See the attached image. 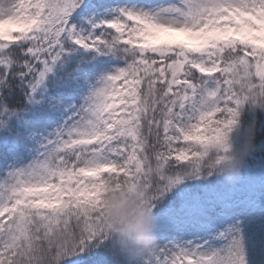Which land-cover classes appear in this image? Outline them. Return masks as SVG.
Listing matches in <instances>:
<instances>
[{
	"label": "snow or ice",
	"instance_id": "obj_1",
	"mask_svg": "<svg viewBox=\"0 0 264 264\" xmlns=\"http://www.w3.org/2000/svg\"><path fill=\"white\" fill-rule=\"evenodd\" d=\"M256 109L264 0H0V264H264ZM242 112L258 148L229 182L211 157ZM109 187L153 209L141 260Z\"/></svg>",
	"mask_w": 264,
	"mask_h": 264
},
{
	"label": "clouds",
	"instance_id": "obj_2",
	"mask_svg": "<svg viewBox=\"0 0 264 264\" xmlns=\"http://www.w3.org/2000/svg\"><path fill=\"white\" fill-rule=\"evenodd\" d=\"M256 110L264 112V109ZM258 131V117L249 114L245 120L243 112L236 117L234 129L225 131L227 150L221 147L211 157L213 169L223 179L231 182L243 171L258 148ZM104 216L114 242L133 262L157 246L155 214L137 194L109 187L104 194Z\"/></svg>",
	"mask_w": 264,
	"mask_h": 264
},
{
	"label": "trees",
	"instance_id": "obj_3",
	"mask_svg": "<svg viewBox=\"0 0 264 264\" xmlns=\"http://www.w3.org/2000/svg\"><path fill=\"white\" fill-rule=\"evenodd\" d=\"M260 159H261V156L260 155H257L256 162L255 163H259Z\"/></svg>",
	"mask_w": 264,
	"mask_h": 264
},
{
	"label": "rangeland",
	"instance_id": "obj_4",
	"mask_svg": "<svg viewBox=\"0 0 264 264\" xmlns=\"http://www.w3.org/2000/svg\"><path fill=\"white\" fill-rule=\"evenodd\" d=\"M253 167H254V168H257V167H258V163H254V164H253Z\"/></svg>",
	"mask_w": 264,
	"mask_h": 264
}]
</instances>
